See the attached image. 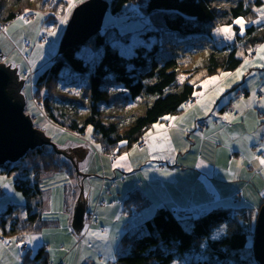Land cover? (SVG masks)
Segmentation results:
<instances>
[{
	"label": "rangeland",
	"instance_id": "1",
	"mask_svg": "<svg viewBox=\"0 0 264 264\" xmlns=\"http://www.w3.org/2000/svg\"><path fill=\"white\" fill-rule=\"evenodd\" d=\"M65 1L64 8L67 11L68 3ZM80 3L77 0L75 7ZM75 7L68 12V20ZM254 9L257 19L241 17L245 21L243 28L234 23L241 32L259 21L264 22V11H258L264 9V0ZM47 12L34 10L28 23L16 17L6 24L7 31L0 32V51L5 55L3 63L17 68L19 79H23L20 93L24 97L25 114L30 116L33 125L46 138L65 152L68 159V156L72 158L73 162L69 160L74 169L71 172L65 169L50 171L41 177L42 194L31 199L30 204L50 223L39 231L24 235L19 241L6 237L7 244L3 243L0 233V264H23L27 253L33 255L43 245L49 264H113L122 234L142 225L161 206L193 209L208 204L210 207L242 205L252 208L257 216L264 198V166L254 159V156H264L261 147L264 145V42L256 45L255 53L251 49L248 54L238 50L236 66L231 71L220 70L213 75H206L204 70L195 72L185 81L188 87L195 90L194 93L202 94L200 104L196 103L153 123L147 130L148 135H145L147 141L143 150L131 145L126 151L112 157L102 153L100 145L92 141L90 125L85 127L83 136L62 129L49 121V117L41 113L31 99L34 80L50 66L68 22H60L65 12L59 7L55 13L56 22L49 21L43 25ZM141 14L137 2L127 3L118 15L107 10L103 29L116 26L120 33L131 32L128 41L122 38L113 41L121 52L129 53L132 46L144 43L139 28L146 19H142ZM224 26L229 25L218 26L213 30L215 43L219 46L231 42L235 37V27L232 25L231 39L216 31ZM48 28H55L56 35L47 34L49 40L42 42L41 33ZM24 39L29 41L28 46L22 44ZM76 54L92 67L101 58L103 48L93 47L90 42H86L77 49ZM24 55H28L27 61ZM238 70L240 79H237ZM90 71L86 72V76ZM188 75L181 74L180 82L183 83ZM73 76L82 78L76 74ZM211 77L217 79L212 80ZM205 80L209 81L207 85H203ZM84 84L85 81L78 80L76 84L63 87L70 94L75 92L76 95L78 92L79 95V89ZM237 85L246 89V95L235 99L236 89L233 87ZM220 88L224 91L217 96ZM259 92H262L260 100L257 98ZM209 103L211 110L206 113L201 105ZM236 112L238 117L234 118ZM225 113L229 114L227 119ZM167 117L175 119L168 120ZM202 119L209 124L200 130L198 122ZM228 123L230 126H227ZM155 124L165 127L156 128ZM120 156H125V159L119 160ZM156 164H162V168L154 169ZM164 171L169 175H163ZM14 176L15 173L11 176L0 174V212L10 203L18 204L21 208L26 203L24 196L13 187ZM135 188L146 195L150 203L128 215L123 211L122 201ZM236 196L240 197L235 199ZM79 198L85 201L86 211L83 228L75 232L71 229V223ZM101 227L109 229L106 240L93 235L102 232ZM254 230L255 225L253 233ZM253 233L249 237L251 246ZM218 234L215 232V235ZM33 236L36 239L27 243L28 237ZM22 244L26 246L25 253L20 249Z\"/></svg>",
	"mask_w": 264,
	"mask_h": 264
},
{
	"label": "trees",
	"instance_id": "2",
	"mask_svg": "<svg viewBox=\"0 0 264 264\" xmlns=\"http://www.w3.org/2000/svg\"><path fill=\"white\" fill-rule=\"evenodd\" d=\"M108 1L113 15L120 14L127 3L140 5L141 17L146 19L139 28L144 43L132 46L129 53L121 52L113 41H128L131 32L120 33L116 26L102 27L88 41L103 48L99 61L91 67L78 57L76 51L82 45L66 53L57 52L50 66L35 78L31 99L62 129L83 136L90 125L92 141L112 157L145 137L153 123L184 109L182 103L195 92L185 80L195 72L204 70L206 75H213L220 70L231 71L238 50L255 53L256 45L264 42V22L243 32L234 25L237 18L257 19L254 8L263 0ZM65 4V0H0V20L6 25L25 10H45L48 12L42 24L55 23V13L59 7L66 12ZM223 25L234 26L235 37L219 46L213 30ZM181 74H189L183 83ZM78 80L85 81L79 95L64 90L63 86ZM62 152L46 139L15 162L0 165L1 175L15 173L13 187L26 199L22 208L10 203L0 212L2 237L19 241L50 223L30 201L42 194L40 179L45 173L73 171L74 165ZM149 203L148 197L135 188L123 198V211L129 215ZM255 218L252 208L242 205L209 207L203 214L186 216L161 206L142 225L122 234L113 264H257L249 243ZM46 253L43 245L33 255L27 253L23 264H49Z\"/></svg>",
	"mask_w": 264,
	"mask_h": 264
},
{
	"label": "water",
	"instance_id": "3",
	"mask_svg": "<svg viewBox=\"0 0 264 264\" xmlns=\"http://www.w3.org/2000/svg\"><path fill=\"white\" fill-rule=\"evenodd\" d=\"M109 4L107 0H85L77 5L58 44V52L66 53L70 48L86 44L101 31ZM16 69L0 63V165L15 162L30 149L49 140L39 128L34 127L30 116L24 112V97L20 93L23 79H19ZM62 153L65 155V152ZM84 211L86 203L79 198L71 223V229L75 232L83 228ZM254 225L253 256L257 264H264V202Z\"/></svg>",
	"mask_w": 264,
	"mask_h": 264
},
{
	"label": "built area",
	"instance_id": "4",
	"mask_svg": "<svg viewBox=\"0 0 264 264\" xmlns=\"http://www.w3.org/2000/svg\"><path fill=\"white\" fill-rule=\"evenodd\" d=\"M22 16L25 18V20L29 21L31 19L32 13L29 12V11H27L24 14H22ZM5 29H6V25H4L1 22V20H0V32L5 33L6 32ZM51 29L52 28H48L46 30H43V32L41 33V36H40V40L42 42H45V41H48L49 40L47 34H48V31L51 30ZM23 44L27 46V45H29V42L26 39H24L23 40ZM4 56L5 55L0 51V63L3 62V59H4L3 57ZM27 56L28 55H24V58H25L26 61L28 59ZM198 94L199 95H194V93H193L192 95L188 96L186 98V100L182 103V108L186 109V108H189V107L195 105L197 103V101H199L202 98V94L201 93H198ZM244 95H246V89L244 87H241V86L237 87L236 88V91L234 93V98L235 99L236 98H242ZM261 97H262V92H259L257 98L260 100ZM233 117L234 118L238 117V113L237 112L234 113L233 114ZM208 124H209V122H207V120H205V119L199 120V122H198V128L200 130H203V129H205V128L208 127ZM227 126H230V123H228ZM146 141H147L146 140V137L143 136L140 139H138L137 141L133 142L132 143V146H134L135 148H137L138 150L141 151V150L144 149V147H145L144 145H146ZM262 154H264V152ZM155 168L156 169L162 168V164H156L155 167H154V169ZM240 194H241V192L238 193V195H240ZM239 197L240 196H236L235 199H238ZM209 207H210V205L208 204L205 207H200L199 206V207H195L193 209H181L179 207H170V210L172 212H174V213H176L178 215H182V216H186L187 214H190V213H195V214H199L200 215V214L205 213L206 212V209L209 208ZM104 228L105 227H101L100 229L103 230ZM20 249H21L22 253L23 252L25 253L26 252V246H25V244L24 245L22 244V248H20ZM58 264H62V263L59 262Z\"/></svg>",
	"mask_w": 264,
	"mask_h": 264
},
{
	"label": "snow or ice",
	"instance_id": "5",
	"mask_svg": "<svg viewBox=\"0 0 264 264\" xmlns=\"http://www.w3.org/2000/svg\"><path fill=\"white\" fill-rule=\"evenodd\" d=\"M79 2L82 3L83 0H79ZM67 3H68V10L65 12V14L63 15V17L61 18V21H60L61 23H66L67 22V20H68V12H70V10L73 7H75L76 0H67ZM25 11L27 12L28 10H25ZM258 11H264V9H258ZM36 15L39 16L40 14L37 13ZM262 18H264V16H262ZM18 19L21 20V21H24V23H28V21L25 20V18L23 16L18 17ZM234 23L237 24V25H240L241 28H243L244 25H245V21L242 18H237L234 21ZM5 31H7V29H5ZM216 31L217 32H220V33H223L225 35V38H227V39H231L232 38L231 35H230V33H231V26L230 25L229 26H224V27H221V28H217ZM48 35H50V36L56 35L55 28H52L51 30H49L48 31ZM262 47H264V46H262ZM12 66L15 67L14 64ZM224 75H227V74H224ZM210 79L215 80V79H217V77H211ZM237 79H240L239 70L237 72ZM208 82H209L208 80L203 81V85H207ZM223 91H224V89L223 88H220L217 91L216 95L219 96L220 93H222ZM194 95H199V94L198 93H194ZM197 104H200V101H197ZM238 106L239 105H237V107ZM262 106H264V102H262ZM201 107H203L205 109L206 113H207V111H210L211 110V103H209V104H203V105H201ZM228 116H229V114L228 113H225V118L226 119L228 118ZM166 119H168V120H174L175 118L174 117H167ZM154 127H156V128H162V127H165V126L164 125H160V124H155ZM146 135H148V134H146ZM121 143H124V141H121ZM97 147H99V145H97ZM261 147H262V149H264V145H262ZM125 155H127V154H125ZM118 159L119 160H123V159H125V156H120ZM254 159L258 160L259 161V164L261 166H264V156H254ZM115 166L116 165L114 164L113 167H115ZM197 166H199V165H197ZM163 175H166L167 176V175H169V173L167 171H164L163 172ZM5 187H7V185H5ZM45 215H47V213H45ZM116 219L119 220L120 217L117 216ZM108 233H109V229L108 228H104L102 230V232L93 233V235L98 236L100 239H105L106 240L108 238ZM13 239H15V238H13ZM35 239H36V237H34V236L33 237H28V239H27L26 242L30 244ZM112 239L115 240V236H113ZM24 242L25 241H21V243H24ZM3 243L7 244L8 241H3ZM17 246L19 247V245H17ZM112 258L114 259L115 257H112Z\"/></svg>",
	"mask_w": 264,
	"mask_h": 264
},
{
	"label": "bare ground",
	"instance_id": "6",
	"mask_svg": "<svg viewBox=\"0 0 264 264\" xmlns=\"http://www.w3.org/2000/svg\"><path fill=\"white\" fill-rule=\"evenodd\" d=\"M27 40V39H26ZM28 41V40H27ZM29 42V41H28ZM22 44H23V42H22ZM24 45V44H23ZM24 46H26V45H24ZM28 46V45H27ZM32 122H33V120H32ZM35 127V126H34ZM35 128H37V127H35ZM38 129V128H37ZM2 237V236H1ZM3 241H7V239H6V237H3V239H2Z\"/></svg>",
	"mask_w": 264,
	"mask_h": 264
}]
</instances>
